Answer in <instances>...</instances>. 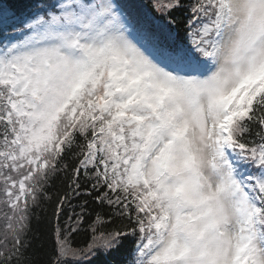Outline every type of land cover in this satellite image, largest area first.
<instances>
[{"label": "snow or ice", "instance_id": "1", "mask_svg": "<svg viewBox=\"0 0 264 264\" xmlns=\"http://www.w3.org/2000/svg\"><path fill=\"white\" fill-rule=\"evenodd\" d=\"M0 264H264V0H0Z\"/></svg>", "mask_w": 264, "mask_h": 264}, {"label": "trees", "instance_id": "2", "mask_svg": "<svg viewBox=\"0 0 264 264\" xmlns=\"http://www.w3.org/2000/svg\"><path fill=\"white\" fill-rule=\"evenodd\" d=\"M36 235H37V241H36V243H37V246L38 247H40V246H43V247H48L49 246V244H50V239H49V236H48V234L47 233H45V234H41V233H36Z\"/></svg>", "mask_w": 264, "mask_h": 264}]
</instances>
